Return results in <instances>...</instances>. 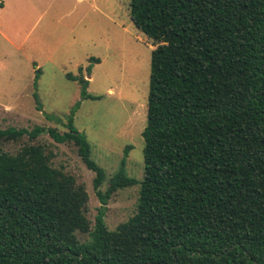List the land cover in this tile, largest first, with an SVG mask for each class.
Masks as SVG:
<instances>
[{
    "label": "trees",
    "instance_id": "obj_1",
    "mask_svg": "<svg viewBox=\"0 0 264 264\" xmlns=\"http://www.w3.org/2000/svg\"><path fill=\"white\" fill-rule=\"evenodd\" d=\"M129 9L156 45L143 178L125 169L129 145L91 226L84 184L52 165V150L4 149L46 131L77 147L100 188L106 170L87 137L72 122L65 132L0 128V264H264V0H130ZM134 185L135 213L110 229L108 199Z\"/></svg>",
    "mask_w": 264,
    "mask_h": 264
},
{
    "label": "rangeland",
    "instance_id": "obj_2",
    "mask_svg": "<svg viewBox=\"0 0 264 264\" xmlns=\"http://www.w3.org/2000/svg\"><path fill=\"white\" fill-rule=\"evenodd\" d=\"M129 2L35 0L30 20L18 26L25 33L32 28V35L23 44L18 34H11L15 44L0 35V128L41 126L65 132L72 122L92 144V156L105 168L107 180L96 188L95 172L83 162L77 147L56 142L46 131L34 141L28 135L8 141L4 149L15 153L24 143L39 142L52 150V165L84 184L91 226L103 205L98 191L105 193L127 146H131L127 173L138 180L144 176L142 133L147 125L151 52L156 45L134 26ZM37 68L41 73L35 84ZM80 79L88 81L86 89ZM84 90L91 97L83 98ZM139 190V185L125 187L108 199L105 220L110 229L135 213Z\"/></svg>",
    "mask_w": 264,
    "mask_h": 264
},
{
    "label": "crops",
    "instance_id": "obj_3",
    "mask_svg": "<svg viewBox=\"0 0 264 264\" xmlns=\"http://www.w3.org/2000/svg\"><path fill=\"white\" fill-rule=\"evenodd\" d=\"M0 4V35L9 43L15 44L11 34H18L22 37L20 44H23L32 35V28L25 33L19 27L30 20L35 0H0ZM35 25L36 21L33 28Z\"/></svg>",
    "mask_w": 264,
    "mask_h": 264
}]
</instances>
